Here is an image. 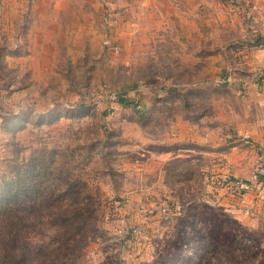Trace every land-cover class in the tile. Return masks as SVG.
<instances>
[{
    "label": "rangeland",
    "instance_id": "1",
    "mask_svg": "<svg viewBox=\"0 0 264 264\" xmlns=\"http://www.w3.org/2000/svg\"><path fill=\"white\" fill-rule=\"evenodd\" d=\"M152 4L0 0V264H264L262 36Z\"/></svg>",
    "mask_w": 264,
    "mask_h": 264
},
{
    "label": "crops",
    "instance_id": "2",
    "mask_svg": "<svg viewBox=\"0 0 264 264\" xmlns=\"http://www.w3.org/2000/svg\"><path fill=\"white\" fill-rule=\"evenodd\" d=\"M122 1V0H120ZM147 2H152V8L161 10L162 7L159 3H186L188 4L187 9L193 16L194 19L199 18L202 21L203 17H209L214 19L212 21L213 26L217 23L218 13L219 16L225 18L226 20L223 24L226 27H233L235 24L233 15L240 13L241 16L244 14L248 16H253L250 19L249 24L238 20L237 29L239 31H254L261 34V39L258 40V44L262 46L264 52V0H144ZM236 5V6H235ZM238 5V6H237ZM191 6V7H190ZM52 15L50 14V18ZM248 19V18H247ZM202 23V22H201ZM251 206L254 208V214L249 216L244 213L246 221H255L264 223V194L257 193L256 190L247 191L242 196V202L239 204L235 203L232 205L233 208L243 209V206Z\"/></svg>",
    "mask_w": 264,
    "mask_h": 264
},
{
    "label": "built area",
    "instance_id": "3",
    "mask_svg": "<svg viewBox=\"0 0 264 264\" xmlns=\"http://www.w3.org/2000/svg\"><path fill=\"white\" fill-rule=\"evenodd\" d=\"M259 77L262 82H264V67L261 69V72L259 74ZM230 187L232 189L243 191L244 194L247 191L256 190L257 193L264 194V162L261 158H258L256 160V166L254 168V171L252 172V175L249 179L246 181H233L230 182ZM230 187H227V189H231ZM243 212L245 214H254V208L251 206H243Z\"/></svg>",
    "mask_w": 264,
    "mask_h": 264
}]
</instances>
